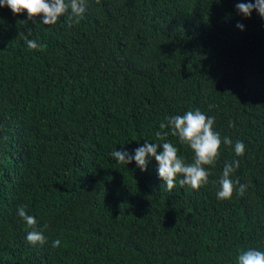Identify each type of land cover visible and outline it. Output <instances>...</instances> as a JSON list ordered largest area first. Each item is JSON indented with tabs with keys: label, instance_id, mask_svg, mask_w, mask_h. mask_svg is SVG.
I'll return each instance as SVG.
<instances>
[{
	"label": "trees",
	"instance_id": "1",
	"mask_svg": "<svg viewBox=\"0 0 264 264\" xmlns=\"http://www.w3.org/2000/svg\"><path fill=\"white\" fill-rule=\"evenodd\" d=\"M238 2L87 0L71 26L0 7V264H237L264 251V19ZM196 109L233 142L199 190L168 191L154 158L147 171L112 158L162 143L160 123ZM233 160L247 191L222 201L213 182ZM21 205L50 225L44 245L26 240Z\"/></svg>",
	"mask_w": 264,
	"mask_h": 264
},
{
	"label": "clouds",
	"instance_id": "2",
	"mask_svg": "<svg viewBox=\"0 0 264 264\" xmlns=\"http://www.w3.org/2000/svg\"><path fill=\"white\" fill-rule=\"evenodd\" d=\"M0 7L11 9L15 15H22L26 12L28 21L36 23L39 20L44 25H56L61 17L67 16L69 26H71L73 18H76L78 23L79 18L85 14L87 0H0ZM236 9L246 18H251L255 11L264 19V0L238 2ZM237 27L244 30L243 24L238 23ZM20 36L23 37L30 50L42 47L36 39H30L31 29L27 31V34L20 33ZM214 125L213 117L207 116L199 109L189 110L183 115L167 117L166 122L160 123V130L155 132V137L162 143L147 142L134 152L113 150L111 156L121 165H129L134 161L142 171H147L149 158H154L158 163L159 178L164 181V186L168 191L176 187L177 180L181 187L187 185L194 190H199L209 183V177L212 175L209 168H215L222 145L232 146L233 143L227 136L222 138ZM229 126L234 127V122H230ZM169 135L178 137L180 144L191 149L192 162H186L184 157L179 155V149L168 142ZM234 152L238 157L244 156V143L237 140ZM238 167V160L226 162L218 182H213L219 184V190L216 193L219 200L231 199L234 192L243 197L247 191V185L241 184L238 179L231 178ZM17 214L32 229L27 233L26 240L33 246L44 245L47 242L45 231L50 225L45 223L38 228L36 218L27 213L24 205L18 207ZM60 244L61 241L57 239L53 241L52 247L58 248ZM237 264H264V251L256 249L241 251L237 257Z\"/></svg>",
	"mask_w": 264,
	"mask_h": 264
}]
</instances>
